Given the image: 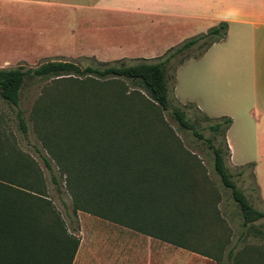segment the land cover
Listing matches in <instances>:
<instances>
[{"label":"trees","instance_id":"trees-1","mask_svg":"<svg viewBox=\"0 0 264 264\" xmlns=\"http://www.w3.org/2000/svg\"><path fill=\"white\" fill-rule=\"evenodd\" d=\"M225 31L226 24L219 22L154 62L140 58L132 65L99 62L103 66L80 67L73 61L56 59L25 70L20 66L0 68V97L14 106L18 104L19 89L27 74L52 77L55 83L69 82L76 86L71 89L72 95L69 91L54 95L52 106L45 98L50 92L43 93L34 100L30 115L34 131L48 155L47 158L40 153L43 165L51 173L54 184L57 181L50 161L62 176L73 215L83 211L150 233L175 246L201 251L189 244L188 238L198 233L200 214L208 213L211 218L219 219L217 198L208 202L214 204L212 208L198 206L208 201L199 199L200 189L214 186L204 166L182 146L163 120L161 111L169 106L167 71L192 57L186 52L194 44H201L202 49L197 53L200 54L211 43L223 39ZM172 59L176 60L174 67L170 65ZM75 77L82 79L77 81ZM121 79L132 83L130 90ZM87 88L111 95L109 110L101 112L105 114L79 110L83 107L78 108L76 100ZM194 110L199 111L196 107ZM198 113L201 119L209 121L206 128L210 135L203 139L212 154L214 172L238 208L241 225L247 230L262 231L264 212L251 206L225 164L229 157L225 131L230 118H209ZM170 114L181 128L203 137L180 107H171ZM16 116L23 133L26 127L20 111ZM67 116L89 117L73 122H93L91 131H72L75 127L68 128L71 119ZM218 135L220 139L214 145ZM2 138L0 149L4 144ZM12 148L0 154V264H70L78 239L66 231L59 214L45 197L35 162ZM260 219L262 229L255 228L253 222ZM73 229L77 230V226ZM208 246L217 249L214 243ZM217 247L219 253L222 243ZM202 253L210 255L216 264H264L263 259H240L234 255V246H229L223 257L209 251Z\"/></svg>","mask_w":264,"mask_h":264},{"label":"crops","instance_id":"crops-1","mask_svg":"<svg viewBox=\"0 0 264 264\" xmlns=\"http://www.w3.org/2000/svg\"><path fill=\"white\" fill-rule=\"evenodd\" d=\"M13 20V42L22 47L20 52L30 53H80L90 34L104 36L107 27L114 39V53H120L132 45L124 38V28L132 36V29L137 28L185 38L224 22L223 39L177 68L187 69L188 100L196 108L211 110L209 117L230 118L225 131L227 168L237 169L252 184L253 197L264 212V0H0V28L7 30L6 22ZM133 45L139 48L134 58L149 59L154 56L150 52H157L143 48L141 41ZM14 50L19 52V48ZM125 53L103 61L124 59ZM237 117L239 124L232 133ZM92 216L114 230L90 237L88 244L76 236L78 244L70 264H216L202 251Z\"/></svg>","mask_w":264,"mask_h":264},{"label":"rangeland","instance_id":"rangeland-1","mask_svg":"<svg viewBox=\"0 0 264 264\" xmlns=\"http://www.w3.org/2000/svg\"><path fill=\"white\" fill-rule=\"evenodd\" d=\"M7 23V30L0 28V68H14L20 66L22 69L33 68L40 63L48 60H56V59H65L68 61H73L77 63L80 67L84 66H103L99 64V62L110 63L109 65H118L120 63L124 65H132L136 63L140 58L132 57L133 54L139 52L138 47H134V43L141 41L145 45L143 48L152 49L153 51H157L151 55H154L151 58L146 59L150 61H156V58H163L166 56L169 51L180 43L184 42L186 39L194 37L188 36L185 38H178L177 35H165V33L161 32L162 30H147V29H132L134 36L130 34V29L124 28L126 34H124L125 40L128 39V42H132V45H128L123 48L125 53L124 59L120 60H108L103 61L104 59H114V55H119L123 51L114 53V42L110 37V29L107 27L105 30L104 36H96L90 34L86 39L84 50L85 52H74V50L70 53H62V52H46V53H30V52H20V45L18 42L14 41V20ZM2 24V22H0ZM9 25V27H8ZM2 26V25H1ZM9 28V30H8ZM141 33V34H136ZM9 34V35H8ZM201 34V33H199ZM18 38V36H17ZM18 40V39H17ZM167 45L168 47L165 50H160V47ZM19 48V52L14 49ZM157 48V50H155ZM201 44H194L186 54L188 55H196L201 50ZM93 50V52H91ZM95 51V52H94ZM151 51V50H150ZM124 55V53H123ZM95 59H99L102 61H95ZM154 59V60H152ZM176 64V60L172 59L170 61L171 67H174ZM186 67H180L175 69H169L167 71V100H168V108L162 110V118L167 123L169 128L173 131L174 135L179 139L182 146L187 149L189 152L193 153L200 163L204 166L206 170V174L208 176V180L211 184H213L212 189H208V187H204L199 191V199L208 200L206 204L198 205V206H208L212 208L214 206L213 203H208L213 201L212 198H217V202L215 206L217 207V211L219 212V219L215 220L211 218L208 213L200 214L197 218V234H191L188 238L194 248H197L201 251H209L214 254H220L222 257V253L227 250L229 246H234V255H237L240 259L244 261L247 260H264V229L261 228L263 220H257L253 222V226L255 228H260L262 231L255 232L254 229L247 230L246 227L241 225V217L239 215L238 208L234 201L231 199L229 190L223 187L219 181L218 176L213 170L212 167V154L210 149H208L206 142L203 138L208 137L210 135L209 130L206 128L209 121L200 118L201 114L209 117L211 110H200L196 112L194 110L197 107L191 100H188L190 97V85L185 80V71ZM76 80L82 79V77H75ZM93 80H102L99 78L92 77ZM124 82V86L128 87L130 90L132 83L129 80L121 79ZM56 80L51 78H42L33 76L31 74H27L24 76L22 80V85L19 89V100L17 106L11 105L7 103L0 97V137H5L3 139L4 144L2 145L3 149H0V154L6 152L12 146L15 150H17L20 154L27 156L32 159L36 167L39 170V174L42 180V188L44 191L45 197L50 201L54 210L59 214L62 219L65 229L68 233H71L74 236H78L81 239V243L88 244L89 238L93 236L104 235L109 232L112 228L110 224H107L104 220L89 215L83 211H77L74 215L71 213V199L69 195L66 193L64 189V185L62 182V176H60L57 171L55 165L51 162L52 165V173L55 176L57 184H54L51 181V173L44 167L43 162L40 157V153L48 158L47 153L44 148L40 144V140L34 131L32 126L30 115L32 104L35 99L41 96L43 93H49L47 95V99H49L48 103L52 106L54 102V98L57 94L63 93V91H69L68 93L74 94V90L76 87L73 83H64L58 82L55 83ZM65 84L67 85L66 87ZM70 84V85H69ZM82 84H87L84 82ZM89 84V83H88ZM66 89H62V88ZM73 88V89H72ZM72 89V90H71ZM127 89V90H128ZM140 92L141 89L136 88ZM59 92H54L58 91ZM52 92V93H51ZM143 93V92H142ZM55 95V96H54ZM111 95L101 93L97 90H92L91 88H87L84 92V95L79 97L76 100V105L81 112H89L97 114H105L101 113L106 110H109ZM42 100V98H41ZM187 104H192L191 107H188ZM49 105V106H50ZM180 107L184 114L185 118L194 125L195 130L200 133L203 137L199 138L195 136L191 131L181 128L176 120L171 116V107ZM195 106V107H194ZM20 111L21 117L25 123V132H21L19 129V122L16 116V112ZM218 115V114H213ZM68 120L71 119V124H68V128L70 126H74L75 129L72 131H86L89 133L92 128L93 122L81 124L74 123L73 120H88L89 117H66ZM215 118V117H209ZM73 123V124H72ZM64 124V123H63ZM239 124V118L237 117L235 120V125L232 127L231 132L235 133L237 126ZM83 125V126H79ZM70 130V129H68ZM247 140H250V134H247ZM220 139L218 135L216 139L213 140V144L216 145L217 140ZM9 146V148H8ZM12 148V149H13ZM13 149V150H14ZM10 151V150H9ZM227 166V161L225 162ZM232 177L231 179L234 181L236 187L240 189L248 202L257 210L263 209L254 199L252 184L250 182L243 180L238 173L237 169L229 170ZM212 199V200H211ZM201 204V202L199 203ZM77 226L78 230H74L73 228ZM108 226V227H106ZM114 230V229H112ZM111 230V231H112ZM215 244L216 248L218 243H222V250L218 252L214 247H210L208 245ZM217 243V244H216Z\"/></svg>","mask_w":264,"mask_h":264}]
</instances>
